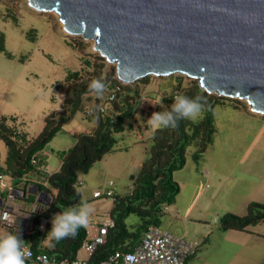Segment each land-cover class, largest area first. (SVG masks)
<instances>
[{
  "label": "rangeland",
  "instance_id": "rangeland-1",
  "mask_svg": "<svg viewBox=\"0 0 264 264\" xmlns=\"http://www.w3.org/2000/svg\"><path fill=\"white\" fill-rule=\"evenodd\" d=\"M62 28L57 15L38 12L29 7L27 0H0V39L3 37L5 48V52L0 51V67L3 68L0 70V115L10 112L11 108L19 112L27 110V116L17 114L19 124H10L37 135L44 123L43 112L51 113L62 105L65 91L72 82L67 75L73 71L79 74L75 81L103 77L110 85L119 86V99L126 94L134 95V101H129L134 105L133 117L123 121V130L112 133L115 150L106 153L87 173L79 176L77 188L82 199L94 209L86 228L87 238H90L96 234L98 223L110 218L113 204L111 197L94 198L93 193L113 189L115 196H122L132 189L130 175L139 171L151 144L154 128L147 120L152 113L169 110L177 94L192 98L200 96V92L196 79L180 74L147 76L134 83H124L117 78L114 66L92 49V40L82 35H68ZM8 68H13L10 74L6 73ZM22 76L27 77V81ZM208 95L203 97L207 101L205 111L195 121H189H199L211 107L216 125L213 141L198 160L193 158L196 144L186 147V163L173 174L179 192L175 201L161 213L158 227L196 242L197 259L192 264H252L244 260L231 243L230 234L236 233L235 230L222 232L218 222L225 212L247 213L246 207L230 198L232 195L227 196L225 181H264L261 179L264 153L259 150L264 141L249 155L244 154L257 135L254 125L258 123L256 126H259L264 118L246 116L243 107L247 109L248 106L244 101L220 100L214 93ZM96 97L92 93L84 96V106L63 125L55 139L60 138L61 148L73 142L72 132L87 130L89 123L84 115L96 104L99 99ZM105 106L112 109V103ZM6 150L0 140V157ZM40 156L47 161H43L42 166L46 165L48 170L57 163L58 157L49 148L41 151ZM214 181H223V184L217 186ZM53 194L54 191L43 192L39 199L49 203ZM126 223L134 231L139 219L131 214ZM254 229L264 233V221ZM77 257H87L82 247Z\"/></svg>",
  "mask_w": 264,
  "mask_h": 264
},
{
  "label": "water",
  "instance_id": "water-1",
  "mask_svg": "<svg viewBox=\"0 0 264 264\" xmlns=\"http://www.w3.org/2000/svg\"><path fill=\"white\" fill-rule=\"evenodd\" d=\"M93 41L124 83L174 74L264 117V0H27Z\"/></svg>",
  "mask_w": 264,
  "mask_h": 264
},
{
  "label": "trees",
  "instance_id": "trees-1",
  "mask_svg": "<svg viewBox=\"0 0 264 264\" xmlns=\"http://www.w3.org/2000/svg\"><path fill=\"white\" fill-rule=\"evenodd\" d=\"M0 41V51L5 52L3 37ZM78 76L76 71L68 73L67 79L72 82L65 91L60 110L53 111L45 117L44 126L36 136L28 137L15 125H9L6 122L7 118L0 115V139L7 149L5 167L0 170L11 176L12 181L13 179L20 181V178L28 173H40V162H32V159L37 160L45 145L78 110H81L84 106V96L91 93L96 95L89 91V84L92 80L75 81ZM97 78L102 79L106 85H110V82L104 80L103 77L94 79ZM119 91L120 87L114 101L111 102L112 109L106 107V113L103 116H91L96 119V125L91 131L73 133L74 144L58 153L61 158L59 170L51 174L44 173L45 183L37 185L39 191H55V193L48 204L34 213L30 245L34 251L44 252L56 258L73 259L77 256L82 242L87 238L86 228L83 227L79 229L74 238L58 242L48 232L51 230L54 215L79 205L83 200L77 188L79 176L87 173L93 164L106 153L115 150L112 133L123 130V121L133 117L134 105L129 101H134V95L126 94L119 99ZM197 91L200 92L201 97L209 96L199 86H197ZM196 96L193 95L192 98ZM216 97L220 100L228 99ZM214 132L211 107L197 122L181 119L179 126L175 129H154L150 147L139 171L130 175L132 189L122 196H115L112 201L109 215L114 221V226L108 230L106 241L98 245L89 256V264H97L117 250L132 249L131 241L137 240L138 242L147 227L159 225L161 213L175 201L179 192V186L173 174L186 163V147L192 143L196 144L193 158L198 160L207 146L212 143ZM21 190L24 193L23 188ZM131 214L139 219L134 231L130 230L126 223L127 217ZM263 220L264 202L251 201L247 205L246 214L225 212L219 217L218 224L223 231L245 230L248 226L256 225ZM42 222H44L43 228L40 227ZM46 236L49 237L50 247H41L40 241ZM261 264H264V260Z\"/></svg>",
  "mask_w": 264,
  "mask_h": 264
},
{
  "label": "crops",
  "instance_id": "crops-1",
  "mask_svg": "<svg viewBox=\"0 0 264 264\" xmlns=\"http://www.w3.org/2000/svg\"><path fill=\"white\" fill-rule=\"evenodd\" d=\"M2 52H4V51H2ZM5 54H7V53H5ZM0 70H3V68L0 67ZM5 70H6V73L10 74V70L12 71L13 68H8ZM22 77H24L25 81H27V77H25V76H22ZM50 99L52 100L53 98H50ZM44 100L47 101V99H44ZM60 107H61V105L59 106L58 109H54V111L60 110ZM46 109H48V108H46ZM243 110H244L246 116L258 115V114L252 113L248 108L246 109L243 107ZM49 113L50 112H46V113L43 112L42 119L44 120L45 117ZM17 114L27 116L28 111L26 110L24 112H22V111L19 112V109L11 108L10 112L2 113V116L7 118L6 122L9 125H11L12 123L13 124H19V121H18L19 116H17ZM258 116L261 118H264L263 116H260V115H258ZM84 117L87 120V122L89 123V125L87 126L88 127L87 130H85L83 132H89L95 127L96 119L92 118L91 116H86V115H84ZM12 119H14V120H12ZM246 119H248V118H246ZM263 121H264V119H263ZM213 124H214L215 132H216L215 119H213ZM259 124H260L259 126H256V125H258V123L256 125H254L255 133L257 135L251 139V143L249 144L247 149H245L244 154H246V155H249L251 153V151H253V149L256 148V146H258L260 143H262L264 141V122L259 123ZM43 126H44V123H43ZM43 126H42V128H43ZM62 128H63V126H62ZM62 128L54 135V137L43 148V150L49 148L50 152L53 155H55L56 157H58L56 165L53 166V168L51 170H48L46 168L47 167L46 165L43 167L42 166L43 161H44V163H47V161L44 160L40 156L41 155V152H40L38 159H37V161L40 162L39 163L40 173H28L24 177L20 178V181H16L18 179H13V181H12L13 185L18 189L23 188L24 193H23V195L16 196L15 199L12 202H10V214H11L12 222L8 223L6 221L0 220V235H5L8 233L19 234L20 238L25 242V246L31 245V243H32L31 235L33 233L32 219L34 217V213L38 209H41L46 204H48V203H43L40 201L39 196H41V194L45 191H39L37 185L45 183L43 181L44 180L43 179L44 173L45 174H51V173L59 170L60 165H61V158H60L58 153L60 151L68 149L75 142V137L72 134L73 142L69 146L61 148L60 138L58 139V141H56L55 139L57 138V135L62 131ZM20 131H23V130H20ZM23 132L26 133V135L28 137L36 136V135H30L29 132H27V131H23ZM215 132H214V134H215ZM72 133H79V132H72ZM255 142H256V144H255ZM3 144H4V142H3ZM53 144L55 146H52ZM262 145L263 146H261L259 148V150L264 153V143H262ZM208 146H207L206 150L203 152V154L207 152ZM6 154H7V150H6L5 155L3 157H0V168H3V169L5 167ZM261 167H262V165L259 164L258 168H261ZM263 169H264V165H263ZM261 179L264 180V173L262 174ZM225 182H227V185H228L227 196L232 195V197H230V198H232L235 202L240 203L241 206L243 205V208L244 207L247 208L248 203L251 201L264 202V181H225ZM214 183H216L217 186H221L223 184V181H214ZM54 193H55V191H54ZM2 203H3V199L1 198L0 199V210L3 209L1 207ZM232 213H234V212H232ZM241 215H243V214H241ZM109 217H110V215H109ZM41 224L44 225V222H42ZM41 224H40V227H41ZM258 224H256V225H258ZM256 225L248 226L245 230L228 229V230H235V232H236V233L230 234V238L229 237L228 238L232 239L231 243L236 247V250L239 252L240 256L242 258H244V260H248L252 264H261V262L264 260V233L254 229V226H256ZM41 228H43V227H41ZM228 230H225V231L222 230V232L226 233ZM136 242H137V240L131 241L130 245L134 246L136 244ZM40 245H41V247H50L49 237L46 236V238L41 240ZM197 252H198V247H197L196 252L189 258L187 264H192L193 261L195 259H197V256H196ZM77 254H78V252H77ZM26 264H37V263L27 262Z\"/></svg>",
  "mask_w": 264,
  "mask_h": 264
},
{
  "label": "built area",
  "instance_id": "built-area-1",
  "mask_svg": "<svg viewBox=\"0 0 264 264\" xmlns=\"http://www.w3.org/2000/svg\"><path fill=\"white\" fill-rule=\"evenodd\" d=\"M106 90L102 97H99L96 104L86 110V116H103L106 113V104L114 101L119 89L117 85H106ZM73 134V133H72ZM32 162L37 160L32 159ZM23 195L21 189L16 188L9 175L0 170V199H3L0 210V220L8 223L12 222L10 214V202L16 196ZM115 197L113 189L104 191H94L93 197L100 196ZM114 226L112 218L100 221L97 226L96 234L86 238L81 247L89 257L98 245L106 241L108 230ZM43 227V224H41ZM30 258L27 262L37 264H89L88 257L73 259L56 258L44 252H36L30 246H25ZM196 242L177 236L167 230H162L158 226H149L139 238V241L127 251L117 250L108 258L97 264H187L189 258L196 252Z\"/></svg>",
  "mask_w": 264,
  "mask_h": 264
},
{
  "label": "clouds",
  "instance_id": "clouds-1",
  "mask_svg": "<svg viewBox=\"0 0 264 264\" xmlns=\"http://www.w3.org/2000/svg\"><path fill=\"white\" fill-rule=\"evenodd\" d=\"M106 84L102 79H93L89 84V91L102 97ZM207 101L197 95L190 98L184 94H177L169 110L152 113L147 120L154 129H175L181 119L195 121L204 111ZM79 194V193H77ZM93 207L86 201L54 215L52 227L48 232L57 242L67 238H74L80 228H87L90 223ZM30 253L25 249V242L19 234L8 233L0 235V264H26Z\"/></svg>",
  "mask_w": 264,
  "mask_h": 264
},
{
  "label": "bare ground",
  "instance_id": "bare-ground-1",
  "mask_svg": "<svg viewBox=\"0 0 264 264\" xmlns=\"http://www.w3.org/2000/svg\"><path fill=\"white\" fill-rule=\"evenodd\" d=\"M35 10V9H34ZM46 13H54L55 15H57L55 12H46ZM57 17L59 18V16L57 15ZM62 24V23H61ZM63 26V24H62Z\"/></svg>",
  "mask_w": 264,
  "mask_h": 264
}]
</instances>
